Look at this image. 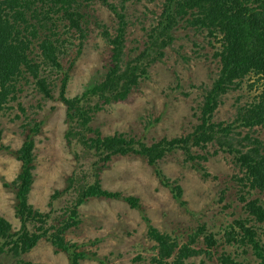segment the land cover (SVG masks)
I'll list each match as a JSON object with an SVG mask.
<instances>
[{"label":"rangeland","instance_id":"1","mask_svg":"<svg viewBox=\"0 0 264 264\" xmlns=\"http://www.w3.org/2000/svg\"><path fill=\"white\" fill-rule=\"evenodd\" d=\"M164 1L82 0L87 23L80 52L78 33L58 22L56 30L64 41L60 60L66 73L41 66V74L51 82L52 95L40 91L36 79L24 72L17 82L15 99L0 109V216L6 217L14 230L21 227L13 181L22 162L15 151L30 138L34 141L35 167L29 202L41 212L51 213L48 225H58L68 217L74 193L65 194L63 189L67 177L75 171H83L93 180L98 178L108 190L140 200V208L131 207L122 198L103 197L88 198L79 206V224L66 231V239L89 252L80 264H132L139 256L138 264H151L157 248L148 234L149 225L179 243H187L200 225L215 234L219 242L211 249L212 257L200 254L186 259L185 264H200L202 259L203 264H221L218 257L222 252H230L242 264H259L250 245L227 243L223 238L234 220L247 217L239 199L237 176L241 171L232 153L216 151L217 144L211 142L206 147H193L192 152L207 157L200 159V164L188 160L182 149L167 151L155 164L136 152L117 153L109 160H100L83 151L81 138L66 136L71 120L59 98L64 76L65 94L70 98L80 96L105 78L111 45L102 33L104 29L116 33L120 25L124 26L128 57L149 47L150 33L161 20ZM119 14L124 15L125 23ZM172 34L175 39L164 49V56L147 67L126 98L101 102L102 107L92 112V130L87 136L121 134L133 139L138 147L193 132L199 122L203 91L220 69L219 57L215 55L221 49L220 41L209 36L207 30L190 27L185 20ZM32 51L31 57L40 61L37 42ZM261 88L258 75L250 73L244 77L236 88L222 95L214 120L233 122L237 108L255 100ZM239 130L243 134L248 131ZM250 132L264 139L263 127L256 126ZM175 185L182 187L181 198L174 196ZM56 190L58 196L52 198ZM258 196L263 194L253 195ZM248 224L258 231L264 227L252 220ZM196 243L197 248L206 247L205 237L199 235ZM21 258L39 264H69L68 253L57 250L46 236ZM0 264L18 263L14 256L0 254Z\"/></svg>","mask_w":264,"mask_h":264},{"label":"trees","instance_id":"2","mask_svg":"<svg viewBox=\"0 0 264 264\" xmlns=\"http://www.w3.org/2000/svg\"><path fill=\"white\" fill-rule=\"evenodd\" d=\"M81 1L0 0V109L15 99L17 82L24 72L36 79L40 91L47 96L52 95L51 82L41 74V66L45 64L66 73L60 60L64 41L56 30L59 21L70 31L78 33L80 52L87 23ZM109 5L114 9L112 4ZM119 16L124 22V15ZM181 20H185L190 27L207 30L209 36L219 39L221 48L215 53L219 57L220 69L212 84L203 91L199 122L193 132L165 138L152 145L142 143L138 147L133 139L121 134L87 136V132L92 130L89 124L92 112L102 107L101 102L126 98L147 67L164 56V49L175 39L172 30ZM117 31H102L111 45L108 71L102 81L95 82L80 96L70 98L65 94L67 76L63 78L59 98L66 105L67 117L71 120L66 136L81 138L85 144L83 151L100 160H109L117 153L136 152L146 156L150 164H155L167 151L182 149L188 160H196L195 163L200 164V159L207 157L192 152V149L206 147L211 142L217 144L216 151L220 149L232 153L241 171V175L237 176L239 199L247 217L234 220L230 229H225L224 242L250 245L259 264H264V227L258 231L254 225L248 224L250 220L264 224V139L250 132L256 126L264 128V0H165L161 20L150 33V46L134 57L127 56L124 26L120 25ZM35 42L40 51V61L31 57ZM250 73L262 80L256 99L238 107L233 122L215 121L213 114L221 103L222 95L236 88ZM239 128L248 131L243 134ZM15 152L22 162L21 170L13 181L16 213L21 227L14 230L12 223L0 216V254L14 256L18 264H39L24 260L21 255L32 249L43 236L57 250L68 253L69 264H80L81 260L89 257V252L81 245L66 239V231L79 224V206L88 198H122L133 208L141 206L137 196L108 190L98 178L93 180L87 173L75 171L67 177V185L63 189L65 194L74 193L68 207L69 215L58 225H48L51 213L41 212L29 202L35 167L33 139L24 140ZM200 171L203 174L204 171ZM167 185L170 183L167 182ZM173 190L174 196L181 198L182 187L175 185ZM255 192L263 196L253 197ZM58 193L59 190H56L51 197L56 198ZM148 234L157 248L151 264H185L186 259L200 254L212 257L211 249L219 242L204 225L193 231L187 243H179L153 225H149ZM199 235L205 237L206 247H196ZM139 258L132 264H138ZM218 259L221 264H242L230 252H222ZM203 263L202 259L200 264Z\"/></svg>","mask_w":264,"mask_h":264}]
</instances>
